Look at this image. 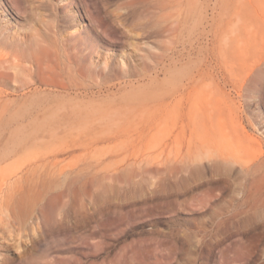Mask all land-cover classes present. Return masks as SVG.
<instances>
[{"label": "rangeland", "instance_id": "374dc122", "mask_svg": "<svg viewBox=\"0 0 264 264\" xmlns=\"http://www.w3.org/2000/svg\"><path fill=\"white\" fill-rule=\"evenodd\" d=\"M1 1L8 40L30 43L57 28L61 37L84 36L95 64L111 69L97 74L110 84L123 83L119 69L147 64H165L168 79L183 76L188 38L203 27L218 26L220 46L246 57V70L258 49L264 57V0H46L32 17L17 6L27 0ZM172 49L182 59L169 66ZM259 68L243 78L244 92L258 99L244 124L264 139ZM167 104L145 107L151 122L132 113L119 128L88 129L76 141H26L15 124L25 112L0 110V264H264V179L244 182L238 167L223 176L220 157L192 138L213 134L176 129L178 105Z\"/></svg>", "mask_w": 264, "mask_h": 264}, {"label": "bare ground", "instance_id": "6f19581e", "mask_svg": "<svg viewBox=\"0 0 264 264\" xmlns=\"http://www.w3.org/2000/svg\"><path fill=\"white\" fill-rule=\"evenodd\" d=\"M27 1L28 5L17 6L30 17L36 8L47 4L46 0ZM0 4L6 11L4 2ZM211 30L203 27L188 38L183 57L189 65L183 76L168 79L165 64H147L136 70L119 69L124 80L114 84L99 79L98 72L107 74L111 69L95 64L94 51L88 49L91 42L84 36L65 33L67 37H61L57 28L37 33L30 43L26 39L18 43L8 40L0 30V110L25 112L15 124L26 129L20 135L26 141L39 137L76 141L89 137L88 129L119 128L117 124L132 113L151 122L154 117L142 114L145 107L151 102L166 109L171 98L178 105L172 112L176 129L204 127L213 134V138L205 139L193 132L192 138L202 149L220 157L216 167L223 176L238 167L236 173H241L244 182L263 180L264 139L254 132L255 126L244 124L248 107L258 101L257 94L250 95L242 88L244 77L262 71L253 72L264 64V57L259 55L262 50L258 49L246 70V57L230 55L220 46L219 27ZM199 38H205V45ZM208 52L214 63L208 64ZM169 59L167 65H175L182 53L172 49ZM161 74L166 77L159 78ZM231 92L237 100L229 98ZM33 112L39 113L38 118ZM115 130L117 135H126ZM250 146L258 153L250 156Z\"/></svg>", "mask_w": 264, "mask_h": 264}]
</instances>
